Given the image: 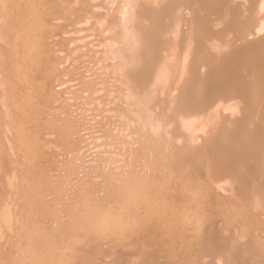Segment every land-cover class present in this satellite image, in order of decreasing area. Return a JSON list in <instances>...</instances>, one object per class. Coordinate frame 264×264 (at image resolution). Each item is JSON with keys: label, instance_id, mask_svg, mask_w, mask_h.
I'll list each match as a JSON object with an SVG mask.
<instances>
[{"label": "rangeland", "instance_id": "374dc122", "mask_svg": "<svg viewBox=\"0 0 264 264\" xmlns=\"http://www.w3.org/2000/svg\"><path fill=\"white\" fill-rule=\"evenodd\" d=\"M263 19L264 0H0V264H264V38L240 33ZM222 167L243 191L204 203Z\"/></svg>", "mask_w": 264, "mask_h": 264}, {"label": "bare ground", "instance_id": "6f19581e", "mask_svg": "<svg viewBox=\"0 0 264 264\" xmlns=\"http://www.w3.org/2000/svg\"><path fill=\"white\" fill-rule=\"evenodd\" d=\"M22 1H25V0H22ZM46 1H47V0H46ZM73 1H74V0H73ZM19 2H20V1H19ZM38 2H40V1H38ZM44 2H45V1H44ZM152 2H153V1H152ZM24 3H25V2H24ZM4 4H5V3H4ZM32 4L34 5V6H32V7H37L38 5H40V3H39V4L37 3L38 5L35 6L36 1H35V4H34V3H32ZM122 4H123V3H122ZM148 4H150V3H148ZM10 5H11V4H10ZM125 5H126V4H125ZM125 5H124V6H125ZM40 6H41V5H40ZM126 6H127V5H126ZM126 6H125V7L122 6L123 8H125L124 10L122 9V12H124V11L127 10ZM129 6H130V5H129ZM144 6H145V5H144ZM194 6H195V5H194ZM127 7H128V6H127ZM215 7H216V5H215ZM37 8H38V7H37ZM50 8H51V7H50ZM32 9H33V8H32ZM35 9H36V8H35ZM40 9H41V8H39V10H40ZM30 10H31V9H30ZM39 10H38V11H39ZM34 11H36V10H34ZM41 11H42V10H41ZM46 11H48V10L46 9ZM46 11H44V13H46ZM32 12H33V10H32ZM32 12H31V13H32ZM39 12H40V11H39ZM39 12H37V13H39ZM122 12H121V15H120V13H119V15H120V17H121V20L123 21V20H126L127 17H129L130 15H132L133 10L130 11V13H129V12H127V13H126V12H125V13H122ZM50 13H51V12H50ZM50 13H49V14H50ZM128 13H129V14H128ZM12 14H13V13H12ZM40 15H42V13H40ZM127 15H129V16H127ZM47 16H48V13H47ZM49 17H50V16H49ZM45 19H46V18H45ZM52 19H54V16H53V18H51V20H52ZM56 19H58V18H55V20H54L53 22H55V21L57 22ZM43 20H44V19H43ZM49 20H50V19H49ZM49 20H47V21H49ZM263 20H264V19H263ZM235 21H236V20H235ZM56 22H55V23H56ZM58 22H60V21H58ZM58 22H57L56 24H59ZM45 23H46V22H45ZM47 23H48V22H47ZM79 23H80V22H79ZM241 24H242V23H241ZM50 25L52 26L53 23L51 22ZM50 25H49V26H50ZM54 25H55V24H54ZM59 26H60V25H59ZM61 26H62V25H61ZM57 27H58V26H57ZM57 27H55V28H57ZM53 29H54V28H53ZM53 29H52V30H53ZM262 29H263V28H261V24H260V23L258 22V20H257V23H255V24H253L252 26H250V28H249L247 31L240 32V33H241V36H242L241 38H242L243 40H248V41L251 40V39L253 38V37H251V36H252L251 34H252V32L255 30V32H254L255 34H254V35L258 38L257 41L260 42V41L263 40V38H264V33H263L264 31H263ZM61 30H63V29H61ZM57 31H58V30H57ZM224 31H225V30H224ZM258 32H259V34H258ZM262 35H263V36H262ZM261 36H262V38H261ZM259 38H260V39H259ZM251 41H252V40H251ZM257 41H256V42H257ZM245 42H246V41H245ZM262 42H263V41H262ZM250 43H251V42H250ZM260 43H261V42H260ZM263 44H264V43H263ZM263 44H262V45H263ZM235 48H236V47H235ZM256 48H257V47H256ZM244 50H245V49H244ZM263 60H264V59H263ZM59 67H60V66H59ZM186 69H187V68H186ZM252 71H253V70H252ZM237 73H238V72H237ZM254 73H255V72H254ZM191 74H192V73H191ZM262 75H263V74H262ZM251 76H253V75H251ZM251 79H252V78H251ZM94 90H95V89H94ZM10 91H11V90H10ZM23 91H24V90H23ZM7 92H8V91H7ZM92 93H93V92H92ZM234 93H235V92H234ZM76 95H77V94H76ZM234 97H235V96H234ZM21 98H22V97H21ZM219 99H220V98H219ZM13 103H14V102H13ZM37 103H38V102H37ZM37 103H36V104H37ZM262 105H263V104H262ZM262 105H261V106H262ZM192 106H193V105H192ZM240 106H241V105H240ZM9 107H10V106H9ZM83 108H84V107H83ZM182 108H183V107H182ZM186 108H187V107H186ZM203 108H204V107H203ZM253 108H254V107H253ZM256 108H257V107H256ZM259 108H261V107H259ZM190 109H191V108H190ZM192 109H193V108H192ZM249 109H250V108H249ZM183 110H184V109H183ZM194 110H195V109H194ZM254 110H255V109H254ZM254 110H253V111H254ZM40 111H41V110H40ZM190 111H191V110H190ZM192 111H193V110H192ZM242 111H243V110H242ZM15 112H17V111H15ZM263 113H264V112H263ZM39 114H40V113H39ZM44 114H45V113H44ZM199 114H200V113H199ZM251 114H252V113H251ZM193 115H194V114H193ZM252 115H253V114H252ZM180 117H181V116H180ZM260 120H261V119H260ZM261 126H262V125H261ZM252 127H253V126H252ZM253 130H254V129H253ZM252 132H253V131H252ZM256 132H257V130H256ZM263 132H264V131H263ZM27 133H28V132H27ZM199 133H200V132H199ZM250 133H251V132H250ZM254 133H255V132H254ZM103 134H104V133H103ZM254 135H256V134H254ZM205 136H206V135H205ZM207 136H208V135H207ZM262 136H263V135H261V137H262ZM254 137H255V136H252L251 138H254ZM159 138H160V137H159ZM258 138H259V137H258ZM262 138H264V137H262ZM192 141H193V140H192ZM261 141H262V140H261ZM263 141H264V139H263ZM148 142H149V141H148ZM152 142H153V141H152ZM185 143H188V145H186V147H184ZM185 143H184V145L182 146V147H184V148H182L183 151H184L185 149L188 150V151H191V152H195V150H197V147H196L195 145H193V144H189V142H187V141H185ZM73 146H74V145H73ZM209 147H210V146H209ZM209 147H208V148H209ZM198 148H199L198 151H203V149H204V147H198ZM206 148H207V147H206ZM206 148H205V149H206ZM208 148H207V149H208ZM210 148H211V147H210ZM261 148H262V147H261ZM170 149H171V148H170ZM212 149H213V148H212ZM79 150H80V149H79ZM215 150H216V149H215ZM256 150H257V149H256ZM185 152H186V151H185ZM208 152H209V151H208ZM183 154H186V153H183ZM217 154H218V153H217ZM159 158H161V157H159ZM261 158H262V157H261ZM72 159H73V158H72ZM182 161H183V160H182ZM189 161H190V160H189ZM156 162H157V161H156ZM185 162H186V161H185ZM168 164H169V163H168ZM180 164H182V163H180ZM185 164H186L187 166L190 165L189 162H188V163H185ZM191 164H193V162H192ZM186 165H185V166H186ZM190 166H191V165H190ZM244 166H245V165H244ZM244 166H243V167H244ZM245 167H246V166H245ZM191 168H192V167H191ZM222 168H223V167H222ZM225 168H226V166H225ZM235 168H236V167H235ZM239 168H240V167H239ZM239 168H238L237 170H239ZM125 169H126V168H125ZM143 169H145V168H143ZM177 169H178V168H177ZM233 169H234V168H233ZM233 169H231L232 171H230L229 169L224 170V168L221 169V172H222L223 170H224V173L226 172L225 174H221V173L219 174L218 172H216L217 168H216V170H214V171H213V170H212V171L209 170V171L211 172V174L213 173L212 175L209 174V171H207V175H208L209 177H211V178H210V180H209V182H208L209 185H208L206 188L204 187V189L202 188L203 191L201 190V191H202V192H201L202 199H203V201L205 200L204 203H207V201H208V203L211 202V201H209V200H210V198L208 197L209 194H210V193L213 194L212 192H214V193L216 192V193H217V191H220V190H219V187H218L217 185L219 184V182H222V181H225L226 183H229V184L231 185V188L228 186V190H229V189H230L231 191H232V190H234V191L238 190V191H239V194H241L240 190H242V189H240V187H238L239 189H237V188H235L236 185L234 186V184H237V182H239L240 176H239V174L237 173V171H235V169H234V171H233ZM243 169H244V168H243ZM243 169H241V170H243ZM246 169H247V168H246ZM157 170H158V169H157ZM228 170H229V171H228ZM252 170H253V169H252ZM180 171H181V170H180ZM217 171H219V170H217ZM227 171H228V172H227ZM244 171H245V169H244ZM74 172H75V171H74ZM181 172H182V171H181ZM239 172H240V171H239ZM245 172H246V171H245ZM245 172H244V173H245ZM253 172H255V171H253ZM228 173H229V174H228ZM248 173H250V172H248ZM160 174H161V173H160ZM177 174H178V173H177ZM240 174H242V173H240ZM250 174H251V173H250ZM243 175H244V174H243ZM256 175H257V174H256ZM72 177H73V176H72ZM260 177H261V176H260ZM225 182H224V183H225ZM101 183H102V182H101ZM206 185H207V184H206ZM225 185H226V184H225ZM226 186H227V185H226ZM226 186H225V187H226ZM232 186H233V187H232ZM105 188H106V187H105ZM94 189H95V188H94ZM222 190H223V189H222ZM224 190H225V189H224ZM234 191H233V192H234ZM242 191H243V190H242ZM216 193H215V194H216ZM211 194H210V196H211ZM242 196H243V194H242ZM144 201H145V200H144ZM250 203H251V202H250ZM226 204H229V203H226ZM230 205H232V203H230ZM234 205H235V204H234ZM215 206H216V205H215ZM223 206H225V205H223ZM190 208H191V207H190ZM244 208H245V207H244ZM192 209H193V208H192ZM196 209H197V208H196ZM196 209H195L194 212H196ZM199 209H200V208H199ZM250 209H252V208H250ZM205 210H206V209H204V210L202 209V211H205ZM241 210H242V209H241ZM194 212H193V213H194ZM206 212H207V210H206ZM210 212H211V211H210ZM141 214H142V215L138 218V220H137V218H135V220H137V222H135V223H137V224L139 223V224H142V225H143V223H147V226H148V225H149L148 222H149L150 224L153 222V220H154V218H153L154 215H152V214H153V210H152V211H150V210L147 211V210H146L145 213H141ZM199 214H201V213H200V211L197 210V213H196V215H198V216H197V220H198ZM204 214H205V213H204ZM196 215H195V216H196ZM210 215H211V214H209V216H210ZM245 215H246V214H245ZM171 216H172V215H171ZM193 216H194V215H193ZM193 216H192V218L194 219ZM201 216L203 217L202 214H201ZM209 216H208V213H207V214L204 216V218L201 219V221H202V220L204 221L205 219L209 218ZM212 216H215V215L213 214V215H211V217H212ZM216 216H217V215H216ZM216 216H215V217H216ZM223 216H224V215H223ZM223 216H222V217H223ZM155 217H156V216H155ZM202 217H201V218H202ZM211 217H210V218H211ZM218 217H219V216H218ZM241 217H242V216H241ZM216 218H217V217H216ZM238 218L240 219V217H238ZM244 218H246V217H244ZM248 218H249V216H248ZM162 219H163V218H162ZM162 219H161V220H162ZM168 219H169V218H168ZM168 219L165 218V223H163V221H162V223L165 224L164 226H163V224H162V227H164V231H163V233H165V234H162V235L165 236V235L167 234V239H169L168 237H170L171 234H174V233L180 232V231H181L180 229L182 228V227H181V228L179 229V228L177 227V225H175L176 223H173V222H172V223H169V222H171V221L168 222V221H167ZM199 219H200V217H199ZM211 219H214V218H211ZM211 219H210V220L208 219V220H209V221H208L209 224H210V222H211V224H212L213 221L217 222V219H216V220L214 219L213 221H211ZM251 219H252V217H251ZM263 219H264V218H263ZM156 220H157V219H156ZM191 220H192V219H191ZM194 220H195V219H194ZM197 220H196V221H197ZM242 220H243V218H242ZM244 220H245V219H244ZM249 220H250V218H249ZM249 220H248V221H249ZM126 221H127V220H126ZM224 221H225V218H224ZM239 221H240V220H239ZM155 222H156V221H155ZM220 222H221V221H220ZM240 222H241V221H240ZM246 222H247V220H246ZM246 222L244 221V224H245ZM187 223H190V222L187 220ZM191 223L194 224L192 221H191ZM200 223H201V222H200ZM250 223L252 224L253 222H250ZM158 224H159V223H158ZM192 224H190V225H192ZM197 224H198V223H197ZM205 224H207V222H206ZM205 224H204V225H205ZM211 224H210V226H211ZM213 224H214V222H213ZM238 224H239V222H238ZM241 224H243V223L241 222ZM247 224H248V223H247ZM128 225H129V224H128ZM134 225H135V224H134ZM134 225H133V226H134ZM188 225H189V224H188ZM194 225H195V224H194ZM204 225L202 224V225H200V228L198 227L200 233L202 232V231H201V230H202L201 227L203 228ZM245 225H246V224H245ZM248 225H249V224H248ZM186 226H187V225H186ZM197 226H199V225H197ZM207 226L209 227L208 224H207ZM216 226H217V225H216ZM216 226H214L215 229H216ZM238 226H240V225H238ZM243 226H244V225H243ZM252 226H253V225H252ZM129 227H130V226H129ZM136 227H137V225H136ZM143 227H144V225H143ZM145 227H146V226H145ZM149 227H150V225H149ZM158 227H159V226H158ZM179 227H180V226H179ZM192 227H193V229H195V227H194L193 225H192ZM208 227H206V225H205L204 228H207V230H210L211 228L209 227L210 229H208ZM245 227H246V226H245ZM245 227H244V228H245ZM249 227H250V225H249ZM131 228H132V227H131ZM131 228H130V229H131ZM151 228H152V227H151ZM160 228H161V227H160ZM183 228H184V226H183ZM188 228H189V227H188ZM190 228H191V227H190ZM190 228H189V230H190ZM204 228H203V229H204ZM225 228H226V227H225ZM127 229H128V228H127ZM185 229H187V228L185 227L183 230L185 231ZM193 229H192V230H193ZM200 229H201V230H200ZM212 229H213V228H212ZM215 229H214V230H215ZM240 229H241V227H240ZM132 230H133V229H132ZM197 230H198V229H197ZM197 230L195 231L196 233H197ZM205 230H206V229H205ZM207 230H206V231H207ZM217 230H219V229H217ZM223 230H224V229H223ZM225 230H226V229H225ZM241 230H242V229H241ZM247 230H249V229H247ZM127 231H129V230H126V232H127ZM130 231H131V230H130ZM170 231H174V232L170 234V233H169ZM184 231H183V232H184ZM199 231H198V233H199ZM242 231H243V230H242ZM244 231L247 232L245 229H244ZM185 232H186V231H185ZM191 232H192L193 234L195 233V232H193V231H191ZM191 232H190V233H191ZM209 232H210V231H209ZM225 232H226V231H225ZM245 232H244V233H245ZM128 233L130 234V232H127V234H128ZM196 233H195L194 235H197V236L199 237L200 233H199V234H196ZM202 233H203V232H202ZM221 233H223V231H221ZM234 233H236V232H234ZM244 233H243V234H244ZM122 234H123V233H122ZM124 234H125V233H124ZM140 234H141V233H140ZM160 234H161V233H160ZM160 234H159V235H160ZM169 234H170V235H169ZM188 234H189V233H188ZM193 234H192V235H193ZM207 234L209 235L210 233H207ZM207 234L203 233L202 235H204L203 237H205V235H207ZM258 234H259V233H258ZM260 234H261V233H260ZM24 235H25V234H24ZM168 235H169V236H168ZM176 235H177V234H176ZM176 235H175V236H176ZM180 235H181V234H180ZM182 235H184V234L182 233ZM185 235H186V234H185ZM192 235H191V237H192ZM194 235H193V236H194ZM210 235H211V234H210ZM126 236H127V235H126ZM178 236H179V234H178ZM248 236H249V235H248ZM248 236H247V237H248ZM261 236L263 237L262 234H261ZM261 236H260V238H261ZM23 237H24V236H23ZM160 237H162L163 239L166 238V237H163V236H161V235H160ZM176 237H177V236H176ZM209 237H210V236H209ZM227 237H228V236H227ZM241 237H242V236H241ZM247 237H246V238H247ZM250 237H251V236H250ZM256 237L258 238L257 235H256ZM192 238H194V237H192ZM233 238H234V237H233ZM248 238H249V237H248ZM251 238H252V237H251ZM251 238H250V240H251ZM253 238H254V236H253ZM253 238H252V239H253ZM1 239H2V238H1ZM1 239H0V240H1ZM170 239H171V238H170ZM186 239H189V237L186 238ZM186 239H185V240H186ZM204 239H205V238H204ZM208 239H209V238H208ZM210 239H211V238H210ZM228 239H229V238H228ZM234 239H235V238H234ZM236 239H237V238H236ZM238 239H239V241H240L241 238L238 237ZM261 239H262V238H261ZM194 240H198V239L195 238ZM194 240H193V241H194ZM232 240H233V239H232ZM246 240H247V239H246ZM253 240H254V239H253ZM255 240H256V239H255ZM257 240H258V239H257ZM259 240H260V239H259ZM165 241H166V240H165ZM171 241H172V240H171ZM191 241H192V240H191ZM193 241H192V242H193ZM205 241H206V240H205ZM227 241H228V240H227ZM235 241H237V240H235ZM244 241H245V240H244ZM244 241H242V239H241V243H238V241H237V243L243 245L244 243H242V242H244ZM251 241H252V240H251ZM251 241L247 240L246 242H251ZM260 241H261V240H260ZM260 241H258L257 243H259ZM262 241H263V240H262ZM6 242H7V241H6ZM162 242H164V241H162ZM187 242H188V240H187ZM192 242H190V243L192 244ZM209 242H210V241H209ZM252 242H253V241H252ZM188 243H189V242H188ZM190 243H189V244H190ZM194 243H195V242H194ZM211 243H212V242H211ZM235 243H236V242H235ZM235 243H233V245H234ZM199 244H200V243H199ZM204 244H205L206 246L208 245V244H206L205 242H203V245H204ZM209 244H210V243H209ZM226 244H227V243H226ZM238 244H235L234 247H236V245H238ZM260 244H263V245H260ZM260 244H258V247H259V246H262V247H260L259 249H260L261 251H264V250H262V248H263V246H264V242H263V243H260ZM242 245H241V247H242ZM244 245L249 246L250 244L247 245V243H246V244H244ZM254 245H256V244H254ZM214 246H215V245H214ZM238 246H239V245H238ZM246 246H243V247H246ZM256 246H257V245H256ZM208 247H209V245H208ZM210 247H211V245H210ZM210 247H209V249H210ZM251 247H252V246H251ZM253 247H254V246H253ZM211 248H212V247H211ZM214 248H215V247H213V250H212V251H214V252H213V253L211 252V256L215 255L216 252H217V251L215 252V250H217V247L215 248V250H214ZM129 249H130V248H129ZM204 249H205V248H204ZM207 249H208V248H207ZM207 249H206V250H207ZM237 249H238V248H237ZM240 249H241V248H240ZM257 249H258V248H257ZM259 249H258V252H259ZM220 250H221V249H220ZM238 250H239V249H238ZM195 251H196V250H195ZM203 251H205V250H203ZM218 251H219V250H218ZM223 251H224V250H222V252H223ZM208 252H209V251H207V252H205V253H208ZM225 252H226V251H225ZM193 253H194V252H193ZM202 253H203V252L201 251V253L199 254V256H203L204 253H203V255H201ZM219 253L221 254V252H219ZM223 253H224V252H223ZM226 253H227V252H226ZM226 253H225L224 255H223V254L221 255L222 258H223V257L227 258V257H226V256H227ZM51 254H52V253H51ZM209 254H210V252H209ZM217 254H218V252H217ZM217 254H216L215 256H217ZM260 254H262V253H260ZM260 254H259V255H260ZM199 256H198V257H199ZM207 256L211 257V256L208 255V254H207ZM207 256H203V258H204V257L206 258ZM215 256H213V258H214ZM262 256H263V255H262ZM198 257H197V258H198ZM201 258H202V257H201ZM211 258H212V257H211ZM225 258H223V259H225ZM41 259H42V258H41ZM159 259H160V258H159ZM208 259H210V258H208ZM227 259H228V258H227ZM32 260H33V259H32ZM190 260H192V259H190ZM200 260L203 261L204 259H200ZM205 260H206V259H205ZM205 260H204V261H205ZM210 260H212V259H210ZM210 260H209V261H210ZM214 260H215V259H213V261H214ZM206 261H207V260H206ZM227 261H228V260H227ZM227 261H226V260H223V264H227V263H228ZM7 262H8V261H7ZM71 262H72V261H71ZM166 262H167V261H166ZM198 262H199V261H197V263H198ZM211 262H212V261H211ZM211 262H209V263H211ZM1 263H2V262H1ZM5 263H6V262H5ZM5 263H4V264H5ZM10 263H15V262H10ZM200 263H202V262H200ZM204 263H205V262H204ZM209 263H207V264H209ZM6 264H7V263H6ZM8 264H9V262H8ZM50 264H51V263H50ZM52 264H53V263H52ZM211 264H213V263H211Z\"/></svg>", "mask_w": 264, "mask_h": 264}]
</instances>
